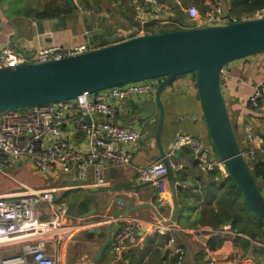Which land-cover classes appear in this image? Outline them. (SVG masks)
Returning <instances> with one entry per match:
<instances>
[{"label": "crops", "instance_id": "0c3cea01", "mask_svg": "<svg viewBox=\"0 0 264 264\" xmlns=\"http://www.w3.org/2000/svg\"><path fill=\"white\" fill-rule=\"evenodd\" d=\"M73 1L77 6L75 11L69 7L66 0H0V49L7 44L14 45L13 41H15L21 45L22 55L24 57L28 55L32 59L37 50L51 44L72 46L86 42L83 39L86 32L77 34L84 16L79 13L80 7L94 9L93 15L107 19L109 27L118 29L121 36L128 37L131 33L136 34L140 30L134 18L132 0ZM161 1L169 8L168 11L158 16L155 23L148 25L150 28L146 27L143 34L187 29L186 27L189 28V25L195 23L198 27L209 25L205 16L213 0ZM217 1L221 7L223 19H225L224 10L229 17L236 18L248 17L256 12L247 13L237 9L234 12L232 0ZM191 7L199 10L200 17L194 20L195 23L186 13ZM165 20L168 21L167 24L159 23ZM15 49L18 51L16 46ZM263 79L264 54L232 62L224 69L221 76L222 90L234 131L252 170L255 166H259V162L264 164V96L260 100L258 109H253L248 99L254 87ZM159 85L160 82L157 88ZM155 92L143 96L142 99L135 96L123 102L111 101L112 106L117 110L116 119L112 122L138 128L143 138L135 145L122 146L123 150L131 152V163L125 166L109 165L105 173L106 185L94 186L96 177L94 167L89 169L86 181L79 179L77 167H74L69 175L56 173V179L53 181L49 180L50 177L35 171L31 165L24 164V168L19 170V175L23 174L25 184L30 189H56V203H66L70 208L66 225L72 231V238L58 245L59 264L62 255L66 258L67 264H93L103 241L97 236L92 241L87 240V229L102 227V230L107 231L108 221L100 225L84 224L81 221L74 224L71 213L78 202L77 199L84 195L85 190L93 187L107 189L106 197H121L129 200L131 196H134V191L115 189V185L118 183H132L135 186L144 184L136 182L137 171L161 161L155 139L157 121L154 122L159 118V111L156 109L154 115L147 119L143 110V107H149L151 102L156 103ZM162 103L166 112L161 134L162 145L171 166H175L174 169L172 168L175 181L182 186V189L178 191L180 216L177 229L179 232L173 234L170 228L160 224L150 209L134 211L131 216L140 219L143 226L129 241L128 249L119 259H116L113 250L106 249L103 253V261L96 264H174L176 246L184 247L186 253L184 264H207L205 251L206 248L210 249V242L214 247L210 250L216 256L223 255L230 262L264 264V245H259L244 232H239L243 237L229 240L220 234V230L225 226L238 233L232 228L226 215V210L232 211V208L220 203L227 183L229 184V180H232L230 176L218 169L203 170L189 147L173 154L171 152L174 140L182 133L202 136L211 143L194 75L179 76L170 83L162 95ZM248 129L252 132L251 137L247 133ZM68 137L74 145L82 146L84 141L82 133L76 131L73 134L71 131ZM252 148L256 150L255 160L249 158ZM213 151L216 156L214 149ZM256 181L264 195V177H256ZM15 190L17 189L7 190L0 183V195L19 192ZM164 197L170 199L169 205L160 209L163 219L167 221L173 209L167 180L165 190L157 188L154 183L142 188L136 196L135 204L150 203L159 209ZM257 240L264 244V236L258 237Z\"/></svg>", "mask_w": 264, "mask_h": 264}, {"label": "built area", "instance_id": "2783aa9c", "mask_svg": "<svg viewBox=\"0 0 264 264\" xmlns=\"http://www.w3.org/2000/svg\"><path fill=\"white\" fill-rule=\"evenodd\" d=\"M131 6L140 30L128 37L123 36L127 40L143 35L146 27L155 23L156 18L169 9L161 0H132ZM208 8L205 20L209 25L206 26L264 18V7L248 17L228 16L226 19L221 17L222 11L217 0L210 2ZM79 10L81 15L95 13L94 9L86 7H80ZM186 13L194 23L200 17L196 7H191ZM93 49L86 42L72 46L51 44L37 50L30 62L47 63L76 57ZM24 61L25 57L16 51L13 44L0 49V68H15ZM159 82L161 80L151 79L72 100L0 113V180L12 181L21 190L0 195V264H59L58 245L72 238V231L66 225L70 214L68 204L56 203V189H30L15 175L19 171L17 165H31L35 171L47 177H55L56 173L69 175L77 167L81 181H86L89 169L94 167V186L106 185L105 173L109 165L125 166L131 163V152L123 150L122 146L135 145L143 138L138 128L112 122L116 119L117 110L111 101L123 102L130 97L141 98L154 94ZM263 96L264 79L254 87L248 99L253 109L260 107ZM71 131L73 134L78 131L84 135L82 146H76L70 141L68 134ZM247 133L249 137L252 136L251 130L248 129ZM186 147L193 151L203 170L218 169L226 173L222 161L214 155L213 146L202 136L179 134L171 152L173 154ZM249 158L256 159L254 148ZM166 174V166L158 161L139 169L135 180L137 183L153 182L157 188L165 190ZM169 203L170 199L164 197L159 209L166 208ZM142 226L143 222L136 217L130 216L123 221L113 239L116 259L128 249L129 241ZM220 234L228 240L243 237L227 226L220 230ZM174 255V264H184V247L176 246ZM205 259L207 264H237L228 261L223 255L216 256L209 248H206Z\"/></svg>", "mask_w": 264, "mask_h": 264}, {"label": "water", "instance_id": "95a60500", "mask_svg": "<svg viewBox=\"0 0 264 264\" xmlns=\"http://www.w3.org/2000/svg\"><path fill=\"white\" fill-rule=\"evenodd\" d=\"M66 2L73 11L76 10L73 0ZM227 17L224 10V18ZM82 21L77 34L86 32L83 39L94 47L93 50L39 64L31 63L30 56L25 55V61L15 68H0V113L72 100L131 83L161 80L154 96L156 103L151 102L143 110L147 119L156 109L159 111L158 120H154L157 121L155 139L159 158L167 168L166 180L173 205L171 217L165 221L162 210L150 203L135 204L140 190L153 182L137 186L116 184L115 189L134 191L129 200L106 197L107 189L87 188L71 213L74 224L79 221L84 224L109 223L107 231L102 227L87 229V240L92 241L97 236L103 241L93 264L103 261L106 249L113 250L116 232L134 211L150 209L160 224L170 228L173 234L179 232L178 191L182 186L175 181L161 138L166 117L162 95L179 76L194 75L215 154L242 193L247 208L264 220V196L236 137L221 81L222 72L232 62L264 54V18L218 26L198 27L195 24L187 29L145 33L128 40L119 35L118 29L109 27L107 19L98 15H84ZM13 43L22 53L21 45Z\"/></svg>", "mask_w": 264, "mask_h": 264}, {"label": "trees", "instance_id": "16d2710c", "mask_svg": "<svg viewBox=\"0 0 264 264\" xmlns=\"http://www.w3.org/2000/svg\"><path fill=\"white\" fill-rule=\"evenodd\" d=\"M232 6L234 12H236L237 9V11L252 13L264 7V0H232ZM190 26L191 25H189V27ZM147 28H150V26H147ZM259 163V166H255L254 170H252L255 179L260 176L264 177V164L261 162ZM220 203L224 204V206L227 204L232 208V211L226 210V215H228L232 228L237 230L238 233H246L250 239H254L253 241H259L257 238H262L264 236V220L250 212L242 198L241 192L237 189V186L232 180H229V184L227 183V188ZM209 246L210 249L213 250L212 248L214 247L211 242Z\"/></svg>", "mask_w": 264, "mask_h": 264}, {"label": "rangeland", "instance_id": "374dc122", "mask_svg": "<svg viewBox=\"0 0 264 264\" xmlns=\"http://www.w3.org/2000/svg\"><path fill=\"white\" fill-rule=\"evenodd\" d=\"M159 33V32H158ZM189 75V74H188ZM24 168V163H19L18 165H17V169L18 170H21V169H23ZM19 173H20V171H18L17 172V174H15L16 176H17V178H19V179H21L23 182H25L26 183V180L23 178V174H21V175H19ZM227 173V172H226ZM24 180H23V179ZM56 179V177H50L49 178V180L50 181H53V180H55ZM11 182V183H10ZM10 182H8V181H6V179H1L0 180V183H2L3 184V187L5 188V189H7V190H13V189H17V187L15 186L16 184L14 183V182H12V181H10ZM13 183V184H12ZM15 184V185H14ZM259 188H260V186H259ZM15 191H21V190H15ZM260 191H261V189H260ZM261 193H262V191H261ZM7 194V193H6ZM262 195H263V193H262ZM264 196V195H263ZM60 264H67V261H66V258L64 257V255H62V258H61V256H60Z\"/></svg>", "mask_w": 264, "mask_h": 264}]
</instances>
